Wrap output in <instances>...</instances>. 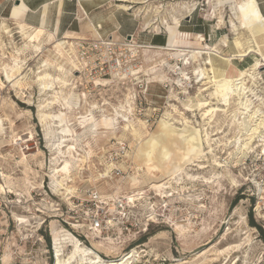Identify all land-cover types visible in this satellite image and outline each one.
Returning a JSON list of instances; mask_svg holds the SVG:
<instances>
[{"label": "rangeland", "instance_id": "rangeland-1", "mask_svg": "<svg viewBox=\"0 0 264 264\" xmlns=\"http://www.w3.org/2000/svg\"><path fill=\"white\" fill-rule=\"evenodd\" d=\"M138 1L143 4L135 3L129 10H122L118 5L125 2L90 0L88 13L107 11L108 16H113L118 22V26L112 29L97 27L98 36H94L85 25L89 21L87 11L83 10L82 14L80 10L77 15H74L75 12L68 15L67 20L71 21L72 16L74 19L59 31L46 28L40 34L36 30L40 28V24L31 26L23 21L22 15L12 14V8L21 0H0V22H6L11 31V35L2 34L6 57H3L0 49V71L2 61L10 62L19 54L23 60L25 75L19 88L0 77V115L7 114L13 121L11 132L7 131L10 142L0 143V169L9 181L7 192L0 191V258L7 257L5 262L2 260L0 263L53 264L56 243L61 242L63 252L68 253L74 237L82 245L92 248L103 260L119 259L132 249L138 250L139 256H135L129 264H264V130L255 138L252 148L245 147L240 158H236L237 154L233 151L238 126L234 123L230 125L229 121L230 112L238 106L234 103L235 97L231 99L229 111L217 112L215 119L209 124L202 120V111L197 110L192 115L182 109L181 103L170 101L168 97L171 86L181 100H185L187 96H196L197 85L190 84L193 87L187 88L188 94L181 92L174 83L179 74L172 72V67L182 63L186 54L190 61L186 72L190 74L193 67L198 65L190 57L189 50L202 48L207 44L217 46L218 51L226 56H232L235 53L232 46L235 38L241 41L249 38L244 29H239L237 33L230 32V21L237 24L239 20L231 6L241 0ZM183 2L187 4L183 6ZM220 17L223 21L221 25L218 24ZM174 18L179 22L177 28ZM80 20H83V29L75 27ZM21 26L38 35L36 43L40 44V53L31 44H26V40L18 32ZM171 29H178L185 34L193 33V36H198L193 41L198 40L197 42L202 43L201 46L192 42L180 43L178 46L174 45L180 49L177 52L158 48L168 46V31ZM49 34L52 37L49 38ZM66 36L70 39L65 38ZM224 38L228 41L227 46L222 44ZM58 39L76 43L77 56L87 59L83 65H79V70H74L69 63L62 61L65 69L72 70L74 75L69 77L70 83L76 86L74 92L81 99L85 97L87 100H83L79 107L75 106V102L72 103L75 107L67 112L71 127H80L76 116L90 108L91 103L97 105L92 113L99 121L102 113L113 114L115 107L120 103L125 105L129 100L135 122H144L143 130L150 132L160 144L176 155L177 148L173 144L176 142L179 147L182 144L170 136L161 135L157 130L158 120L165 111L171 110L177 117L171 107L175 103L179 106V111L192 121V125L202 128L201 135L206 130L211 135L210 138L226 141L225 147L214 148L217 160L226 164L224 168L215 167L222 171V177L213 175L212 155L206 153L185 167L183 179L179 185L174 184L171 188L170 197L156 196L150 190L151 184L162 182L163 177L160 173H155L154 176L145 173L144 163L136 154L137 140L122 130L124 122L118 119L113 130L106 131L102 128L104 126L99 125L101 129L97 133V140L91 141L94 152L83 163L82 169L75 168L72 171L75 175L69 183L73 187L71 196L67 198L59 195L49 174L55 138L46 135L49 126L40 120L43 108L39 107V104L43 105L50 100L53 93L49 90L43 92L40 82L36 80L38 71L41 70L39 66L54 55L53 45ZM129 42L140 46L135 55L126 45ZM104 50L107 58H104ZM169 53L175 54L170 58ZM259 57L254 53L241 59L235 56L229 74L237 73L235 66H239V63L245 62L240 67L243 69ZM72 59L76 61L75 56ZM215 63L225 65V61L221 59L215 60ZM129 66L137 67V70H149L150 75L146 76L143 71L136 79L131 74H125L124 78H121L122 74L118 77L113 74L114 69L125 72ZM85 67L91 68L85 72ZM153 67L156 71L151 73L150 69ZM45 72L59 74L52 67ZM153 78L160 81L152 82ZM251 88L254 92L248 93L254 104L264 112V67L260 68L256 85ZM206 92L203 93L204 98H208ZM60 108L57 103L45 112L57 113ZM4 123L5 126L9 125L6 120ZM50 127L54 126L50 124ZM212 128L215 130L211 132ZM78 132L80 143L90 138L87 128L83 130L81 127ZM18 138L20 140L15 143ZM203 143L206 152L208 145ZM229 152H233L230 157ZM23 154H26L27 161L23 159ZM25 163L38 170L39 176L29 173V178H25L24 172H28ZM185 173L193 175L194 180L187 178ZM133 179L139 180L137 185L132 184ZM94 191L106 202L103 211L107 215L103 223L110 225L90 231L84 220L87 214H95L99 209L97 202L90 201ZM131 198L132 201H129ZM119 201L127 202L126 212L117 209ZM151 213L152 217L149 216ZM13 214L26 217L32 223L31 226L19 228ZM38 221L40 226L32 227ZM73 223L84 225L82 227L85 230L74 229ZM174 224L184 226L185 231L180 232ZM237 244L240 247H233Z\"/></svg>", "mask_w": 264, "mask_h": 264}, {"label": "bare ground", "instance_id": "bare-ground-1", "mask_svg": "<svg viewBox=\"0 0 264 264\" xmlns=\"http://www.w3.org/2000/svg\"><path fill=\"white\" fill-rule=\"evenodd\" d=\"M120 1L126 3L140 2L138 0ZM128 4L123 3L118 5V7H120L122 10H129L130 6ZM186 4V2H183V6ZM231 9L234 15L237 14L235 17L239 19V26L235 22L230 21V32L237 33L239 29H244L248 32L249 38H247L246 41H241L239 38H235L232 43L235 53L232 54V56H226L218 51L217 46H209L207 44L202 48H193L189 50L190 57L193 61L198 62V65L193 67L190 74L186 72L185 70L190 64L189 58L186 54V56L182 58V63H177L172 67V72L174 74H179L174 83L179 86V88L182 90L181 92H186L188 94L187 88L193 87V85L190 84H196V96L194 98L187 96V98L185 97V100H181L171 86L168 97L170 101H177L181 103L180 105H182V109L186 112H190L192 115L195 114L194 112L197 110L200 112L202 111L200 116H202V120H204L206 124H209L215 119L217 112L223 111L227 113L230 109L231 99L235 97L236 101H234V103L238 106H235L234 110L230 112L229 117L231 118L229 121L230 125L234 123L238 126V135L235 137L237 142L234 145L235 150L233 152L237 154L236 158H240L241 153H243V149L245 147L252 148V145L255 143V138L259 137L260 132L264 130V112L260 110L259 106L254 104V101L248 93L254 92V89L251 87L256 85L260 68L264 67V16L259 13L255 0L238 1L231 6ZM45 10L46 6L44 7V14ZM44 18L41 20L40 28L36 29L40 34L46 29V20ZM173 20L176 24L179 23L178 19L174 18ZM218 24H223L221 17L218 20ZM88 26L93 35L98 36V31L95 29V27H93L91 24ZM10 32L11 31L8 24L2 20L0 22V49L2 51L3 57L6 56H4L5 43L2 40V34L5 33L7 35H11ZM18 32L23 36V39L26 40V44H31L37 53L41 52L40 44L38 42L36 43L38 40V35H36V33L33 34V32H30L24 26H21ZM48 37L50 38L52 35L49 34ZM65 38L69 37L66 36ZM225 39L226 38L222 39V44L227 46L228 41ZM126 45L129 47V50L133 55L136 54L137 48L140 47L132 42H129ZM53 48V51H55L54 55L49 57L48 60H45L43 65L39 66L41 70L38 71L39 74L37 75L36 80L40 82L39 84L42 86L41 90L43 92L49 90L51 94L53 93L51 99L47 100V102L43 105L39 104V107L43 108L40 113V120L45 125L49 126L48 128L46 127L47 129L45 128L46 135L49 138H55L53 142L55 150L52 152V166L50 167L51 170L49 174L52 183L54 184L53 186L55 187V191L59 195L62 194L67 196V198L71 196L73 187L69 185V183L73 181V175H75L72 173V171L75 170V168L78 170L82 169L83 163L87 162L88 158L92 155V152H94L92 151L91 141L94 142L97 140V133H99L101 129L99 128V125L104 126L102 128L106 129V131L113 130L115 128L114 124H118V119L124 122L122 130L127 131L134 137V139L137 140L138 146L136 154L138 155V158H140L144 163L145 173H148L151 176H154L155 173H160V175L163 177L162 182H154L151 184L150 190H153L156 196L162 198L170 197L172 194H169V191L171 188H173L174 184L179 185L181 183V180L183 179L182 173L185 167L188 164L196 161V159L204 156L206 153H210L212 155V168L214 170L213 175L217 178L222 177V171H218L215 167L224 168L226 164L217 160L216 154L214 153V148L219 146L225 147L227 145L226 141L224 139L223 141L220 138H210L211 135H209L205 128L204 134L201 135L202 128H196V125H192V121L185 116V113L179 111V106L177 107L175 103H172L171 107L174 113L177 114V117L173 115L171 110L165 111L158 120L157 130L161 135L165 134L166 136H170L182 144V147H179L176 142L173 144L174 147L177 148L176 155L171 149L160 144L159 140L152 136L150 132L143 130L144 122L140 120L135 122L132 114V105L129 100L126 101L125 105L120 103L118 107H115L113 109V114L112 112L106 114L102 113V117L99 120L100 124L92 113L93 109H95L97 105L95 103H91L90 108L85 109V111L80 112V114L76 116L78 119V125L80 127H71L67 112L75 106H81L82 101L84 100L83 102H86L87 100L85 97L81 99L80 96L74 92L76 86L69 81V77H74V75L71 72L72 70L68 71L65 69L64 63L62 61L69 63L74 70H79V65H83L87 59L79 58L77 56L78 49L76 43L70 42L68 39L56 40ZM106 48L107 47L105 45L104 49ZM158 48L168 51L174 50L176 52L180 50L175 46H159ZM105 52L106 50L103 51V55L104 58H107V52ZM71 53L76 57V61L72 59L73 56ZM249 53H254L260 56V59H255V61L248 67L239 69L235 76H228L227 71L232 65V59L235 56L241 59L242 57L247 56ZM174 54L175 53H169L168 56L172 58ZM219 59L225 61V65L220 66L216 64L215 60ZM22 61L23 60L18 54V56L13 57L10 62H1L2 66L0 77H3L6 82H12V85L18 86V88L23 84L22 79L25 77V75H23L24 68ZM166 62H163V64ZM51 67L59 74L51 75L50 73L45 72ZM85 68V72H88L91 67ZM114 70L115 71H113V74L117 75V77L118 75L122 74L123 77H120L124 78L125 74H131V76L134 75L136 79L138 78V74L144 71L137 70V67L132 66H129L128 71H123L124 73L122 71L120 72L118 69ZM148 71L149 70L144 71L146 76L150 75ZM150 71L151 73H154L156 70L153 67L150 69ZM151 81L159 82L160 79L153 78ZM68 86L70 87L67 88ZM208 90L209 92H206ZM20 92L21 94H24L23 91ZM204 92L208 93V98L203 97ZM74 102L75 106H72V103ZM57 103L61 106L60 111L57 113H52L51 111L45 112ZM46 107L47 109H44ZM240 115L243 116L240 117ZM4 120L9 123L8 126L4 125ZM250 123L252 124L249 128ZM50 124H52L55 128H51L52 126L50 127ZM12 126L13 121L7 116V114L3 116L0 115V143H3L4 141L10 142V139H7V131L10 130L11 132ZM81 127L83 130H85V128L88 129L90 138L80 143V139L78 138V129ZM212 129L211 132L215 130ZM216 129L219 130L220 128ZM28 135L31 137L32 134L29 132ZM203 142L208 145V151L206 152L203 149ZM258 144L261 146L260 143ZM262 147H264V145ZM233 152H229L228 157H230ZM56 153H60L61 155L57 156ZM23 159L27 161L26 154H23ZM25 167L28 170V172H24L25 178H29V173L39 176L38 170H34L26 163ZM185 174L187 178L194 180L193 175H188L187 173ZM138 182L139 180L133 179L132 184L137 185ZM0 191L1 193L7 192L5 186L2 184H0ZM162 202H165V200H162ZM13 216L17 224H19V228L20 226H31L32 224L24 216H19L16 214H13ZM36 223L37 224L35 226L32 225V227L38 228L40 226L39 221ZM174 225H176L180 232H183L186 229L182 225ZM72 227L79 228V224L77 225L73 223ZM233 247H240V244L234 245ZM139 253L140 252L138 250L132 249L119 259L103 260V258H101L97 252L92 250V248L82 245L78 239L73 237L72 247L68 253L63 252L61 242L56 243L53 264H129L132 263V259L135 256H139ZM6 258V256H3L2 259L0 258V262H2V260L5 262Z\"/></svg>", "mask_w": 264, "mask_h": 264}, {"label": "crops", "instance_id": "crops-1", "mask_svg": "<svg viewBox=\"0 0 264 264\" xmlns=\"http://www.w3.org/2000/svg\"><path fill=\"white\" fill-rule=\"evenodd\" d=\"M90 0H21L19 4H16L11 12L15 16H21L24 22L31 26H38L41 24L42 18L45 16V26L46 28H50L52 30L57 29V31L61 30V28H64L69 25V23L74 19V16H72L71 21L70 19L67 20L68 15L74 13V15H77L80 10L87 11V6L90 4ZM120 1V0H118ZM122 2V1H120ZM257 8L259 13L264 16V0H255ZM126 3V2H125ZM127 2L126 4H128ZM132 4L129 3L128 5L130 8H132ZM46 6L45 14H44V7ZM129 8V9H130ZM107 11H98L96 13L90 14L88 11L86 12L88 22L85 23L87 28L88 25L91 24L95 29L102 28L103 30L112 29L118 26V22L113 16H108ZM81 14V13H80ZM239 23V20L237 24ZM68 24V25H67ZM176 24V23H175ZM179 26V23L176 24V28ZM75 27H80L83 29V20H80L78 23L75 24ZM89 29V28H88ZM90 31V30H88ZM99 33V32H98ZM105 33V31H103ZM168 40L167 45L168 46H178L180 43L182 44H194L201 46V42L193 41L196 40L198 36H193V33H187L181 32L178 29L174 30L171 29L168 31ZM199 39V38H198ZM204 39V38H203ZM200 40V39H199ZM189 41V42H186ZM159 47V46H158ZM245 62H241L238 65L235 66L237 68V72L240 69V67L244 66ZM231 67H229L227 71L228 76H235L234 73H231Z\"/></svg>", "mask_w": 264, "mask_h": 264}, {"label": "built area", "instance_id": "built-area-1", "mask_svg": "<svg viewBox=\"0 0 264 264\" xmlns=\"http://www.w3.org/2000/svg\"><path fill=\"white\" fill-rule=\"evenodd\" d=\"M20 138H18L17 140H15V143H17L16 141H19ZM20 144V143H18ZM17 158V157H15ZM15 164H16V161H15ZM8 178L6 177V175H4L2 173V170L0 169V184H2L3 186H5V188H7V185H8ZM90 201H94V202H97V204H99V209L97 210V212L95 214H90V215H86V219L84 220L86 224H88V229L90 231H93V230H96V229H101L103 226L104 227H108V225L110 224H105L103 223L104 219H105V216L107 215V212H104V206L106 204V202L104 200L101 199L100 195L98 194L97 191H94L91 193V200ZM131 201V200H129ZM125 205L127 206V202H124V201H119L118 202V206H117V209H120L124 212H126L125 210ZM98 211H102L101 213ZM149 216L152 217V213L149 214ZM83 221V219H82ZM79 223V222H78ZM78 225V224H77ZM79 228H74V229H77L79 231H82L83 229L85 230L84 225L82 224H79Z\"/></svg>", "mask_w": 264, "mask_h": 264}]
</instances>
